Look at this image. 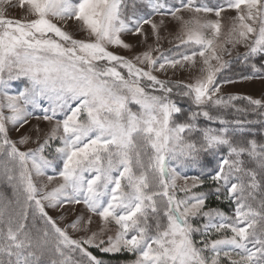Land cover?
<instances>
[{
    "label": "snow or ice",
    "instance_id": "obj_1",
    "mask_svg": "<svg viewBox=\"0 0 264 264\" xmlns=\"http://www.w3.org/2000/svg\"><path fill=\"white\" fill-rule=\"evenodd\" d=\"M19 3L25 19L7 18L0 8V168L7 181H15V200L0 206V264H104L85 245L104 253H132L131 264H222L224 259L264 264V143L240 138L244 125L264 124V119L229 121L218 114L245 99L264 118L258 112L264 100L218 95V74L229 63L225 53L242 44L246 51L237 55L245 61L264 56V0H222L215 6H194L195 0H179V6L167 0ZM226 9L236 15L224 32ZM182 12L195 15L185 19ZM201 13H214L216 19ZM155 15H171L180 23L174 47L185 51L164 54L159 46L164 21L157 24ZM70 22L86 33L85 39L66 30ZM146 24L155 46L131 56L110 50L132 49L122 39L125 33L141 35L146 43ZM198 61L199 74L190 83L154 74L185 64L196 68ZM174 88L180 100L189 102L187 111L172 98ZM38 109L50 127L45 131L37 125L38 146L21 151L8 136L6 121L23 126ZM200 118L221 127L201 126ZM30 140L25 134L19 143ZM55 141L59 146L49 159L44 153ZM201 154L218 158L210 180L216 198L235 205L232 215L206 208L208 194L193 191L204 184L198 176L191 184L185 177L179 189L184 196L177 197L178 174L171 162H196ZM58 162L62 182L51 190L47 184L38 187L33 177H44ZM53 179L47 176L49 183ZM45 201L51 208L83 203L101 226L91 231V216H78L62 228L45 210ZM30 210L33 219L37 214L44 219L43 229L28 228ZM113 224L115 235L105 240ZM67 228L91 234L74 239Z\"/></svg>",
    "mask_w": 264,
    "mask_h": 264
},
{
    "label": "rangeland",
    "instance_id": "obj_2",
    "mask_svg": "<svg viewBox=\"0 0 264 264\" xmlns=\"http://www.w3.org/2000/svg\"><path fill=\"white\" fill-rule=\"evenodd\" d=\"M213 2L216 5H218L219 3L222 2V0H213ZM129 5H131V3H129ZM0 8H3L4 15L7 18L25 19L26 17L25 8L21 7L19 0H5L4 3L0 4ZM181 15H183L185 19H188L189 17L195 14L188 13V12H182ZM199 15L207 19H216L214 13L212 14L201 13ZM235 15H236V12L233 9H226L222 13V17H223L222 22L224 24V32H227V29L231 24V18L234 17ZM152 18L157 24H160L161 19H163L164 21L163 24L160 26V31H159V35L161 37V39L159 40V46L163 50L164 54L171 57L174 53L185 51L183 47L181 48L174 47L178 43V40L176 38L181 34L180 23L176 21L175 19H173L171 15H166L163 18L160 15H155ZM66 30L70 31L74 35V37L77 39L86 38V33L84 31L78 30L77 26L74 23L70 22L67 25ZM144 31L148 34V40L146 43L144 41V37L141 35H132L129 33H125V34H122V39H124L125 42L131 44L132 49L128 50V49L110 46V50L117 52L120 55L131 56L133 53H139V52L146 50L149 45L155 46L157 42H156L155 36L152 35L151 26L147 24L144 25ZM226 47L231 48V45H226ZM245 51H246V48L244 45L242 44L237 45L236 48L231 50L230 55L228 53L224 54V60L230 63L231 60H233L236 57H239L237 53L242 54ZM153 55L155 56L157 55V53L154 52ZM198 68H199V61L197 63L196 68H190L187 64H185L184 67L177 66L175 69L171 67H167L166 71H157L154 74L157 75L158 78L160 79L172 80L174 82L181 81L184 83H190L192 82L193 78L199 74ZM226 68H224L222 72ZM222 72L218 74V82H220L221 84L220 93L218 95L223 96V97L225 96V98L229 95H236L239 97L250 96L253 99L264 100V75L248 76V77H251V79H244V77L231 78L230 80L233 81L232 83H224L223 82L224 79H222L223 77ZM17 84L18 82L16 81L13 82V90L16 89ZM238 100H244L245 103H248V101L245 99H238ZM44 106L45 107L48 106L46 102L44 103ZM251 109L252 108L250 107V110ZM3 111L6 116L10 115V111L7 108H4ZM42 116H43V112L38 109L29 118L28 123L24 124L23 126L19 124L12 125L10 122L6 121V127L8 129V136L11 140L17 142V147L21 151H27L29 148H36L38 146L36 142V133L34 131L37 125L41 129H44L45 131L48 130V128L50 127L49 123L42 119ZM57 118H62V117L58 116ZM252 127L253 126H249L248 128H252ZM25 134H30L32 136V140H30L27 144H20L19 139L22 135H25ZM41 140H42V137H41ZM57 146H59V142L58 141L53 142L51 145V148L46 149L44 154L48 156L49 159H52L55 155L54 150ZM182 159L183 158L176 160L175 161L176 164H173V163L171 164V167H173L176 173L178 174V178L176 180L177 188L175 190L178 198H183L184 196V193L179 191L180 187H183L185 184L184 178L187 177L188 183L191 184V178L197 177V176H185L182 173H180L181 172L180 170L183 167L180 164L181 162L183 163L185 162ZM245 159L247 160L246 157ZM61 169H62V163L58 162L55 165L54 169L47 170V173L44 177L34 176L33 178L37 182L38 187L40 186V184H47L48 185L47 190H51V188L55 187L60 182H62L58 176V172ZM47 176L54 177L51 183L47 181ZM14 183L15 181L9 182L4 178L3 169L0 168V206H3L4 204L8 203V201L15 200V194L13 190ZM193 191H197V189H193ZM44 203H45V210L48 212L50 216L53 217V219L57 221V224L62 228L65 227L66 225L71 224L78 216H82L85 220L89 216H91L92 224L89 226L91 231H98V229L101 226L100 218L97 215L89 212L83 203L64 204L62 207L58 206L57 208L48 207L46 201ZM61 217H63V219H61ZM26 223L28 225V228L32 229L33 232H35L36 229H43L46 226L44 219L40 217L38 214L35 215V219H33V213L31 210L29 211V216H28ZM115 230H116V226L114 224L110 225V231L106 232L103 238L106 240L108 235L114 236ZM67 231L69 235L74 239L86 237L87 235L91 234V232L86 233L83 230H73L72 228H67ZM227 234L230 235L231 233H227ZM104 246H107V245H104ZM85 247L88 248L91 246L85 245ZM208 255H211V254L209 253ZM53 258H58V257H53ZM123 264H131V261L127 263H123ZM222 264H228V261L224 259L222 261Z\"/></svg>",
    "mask_w": 264,
    "mask_h": 264
},
{
    "label": "trees",
    "instance_id": "obj_3",
    "mask_svg": "<svg viewBox=\"0 0 264 264\" xmlns=\"http://www.w3.org/2000/svg\"><path fill=\"white\" fill-rule=\"evenodd\" d=\"M168 3H174L179 6V0H167ZM186 2V0H185ZM128 3H132V0H128ZM201 3H207L209 6H215L216 4L213 0H195L194 6H199ZM256 65V69H253L252 65ZM258 69V70H257ZM261 76L264 75V56H257L255 58H249L248 61L243 59V56H239L231 60L228 64L227 68L222 72V79H231V78H240L245 76ZM171 86V85H170ZM179 91V89L174 88L172 98L175 100H179L180 106L184 108L186 111L189 108V102L185 100H180L179 97L175 95V93ZM225 97V96H224ZM235 108L246 109L247 111L237 112L235 108L229 107L228 109H221L219 111V115L223 116L225 119L229 121L234 120H258L264 119L260 117L257 113H254L250 110V107L253 106L245 103L244 100H235L233 101ZM194 107V106H193ZM258 112H264V108L258 109ZM217 114V113H213ZM198 123L201 126H212L219 128L221 125L219 122H210L205 120L204 118H200ZM249 126H253L252 128H248ZM230 128H236L237 125L229 124ZM247 127V128H246ZM245 134L240 137L241 139L247 141L250 139H256L258 143H264V124L253 123L244 125ZM226 154L227 150L223 149ZM247 158V157H246ZM184 163L181 162L180 165L181 172L185 176H198L204 180V184L197 189L199 192H205L208 194V198L206 200V208H218L224 211L228 215H232L234 212L235 205L225 201L223 198L218 200L216 198V194L214 189L216 185L210 180V176L214 174L216 170H218V158L213 157L207 154H201V158L199 161L193 162L189 160H184ZM176 164L175 161H172L171 164ZM251 166V165H250ZM194 223H203V220L194 221ZM212 239H216L217 236L213 235ZM199 239V236L196 237ZM88 251L92 252L98 259L104 261V264H123L132 261L135 258V255L132 253H128L126 251H121L118 253H104L101 252L98 248L88 247ZM75 259H80V254L77 252L74 254Z\"/></svg>",
    "mask_w": 264,
    "mask_h": 264
}]
</instances>
